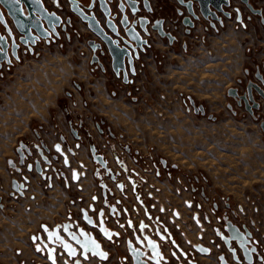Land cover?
<instances>
[{"label": "crops", "instance_id": "crops-1", "mask_svg": "<svg viewBox=\"0 0 264 264\" xmlns=\"http://www.w3.org/2000/svg\"><path fill=\"white\" fill-rule=\"evenodd\" d=\"M89 60L90 52L84 41L74 39L63 46L51 45L38 57L25 56L19 66L12 67L7 73L0 72V264H50L47 258H39L31 242V237L41 232V226L51 228L56 223L66 222L69 214L80 217V211L90 205L96 210L102 208V192L94 178L96 167L86 139L79 132L80 140H76L71 134L72 127L77 130L79 124L87 130L112 171H118V161L127 170L137 169L131 154L122 149L124 144L136 150L138 159L147 163L146 168L150 169L149 161L153 155L145 145L150 126L148 116H153L154 111L169 113V107L160 98H170L171 92L164 89H186L190 95L185 96L203 100L205 105L222 112L224 121L232 123L228 116L233 114L228 109L230 99L226 91L235 86L237 79L246 81L249 76L246 72L251 74L256 67L264 66V27L252 25L235 30L229 25L210 47L189 40L186 49L180 45L171 49L156 42L152 51L137 64L138 74L133 85L116 89L115 97L108 91L110 78L93 72ZM214 73L219 77L216 80ZM194 89H226V99L214 98L212 90L198 95ZM179 95L180 99L185 97L184 93ZM133 97L136 101L131 100ZM184 113L180 112L181 115ZM243 116L251 120L245 114ZM95 119L105 121L115 138L100 134ZM156 121L154 126L158 128L161 124L158 119ZM252 125L264 136L255 122L252 121ZM61 138L65 139V150L62 151H66L71 169L79 173L77 181L72 180V170L66 171L65 178L51 174L48 180L35 171L20 169L17 173L9 167L10 161H18L16 149L20 143L35 149H43V143L44 152L49 150L54 154ZM164 141L158 136L156 148H160ZM61 164L62 161L53 165L59 168ZM81 165L87 168L85 172ZM147 176L162 186L164 197L169 195L171 183L164 177L156 178L153 172ZM173 177L183 185L187 176L176 172ZM26 180L27 188L22 196L13 192L12 181ZM106 182L113 190L114 198H119L114 183ZM124 187L126 198L123 203L130 209L137 207L130 186L126 184ZM187 196L184 194V198ZM94 198L97 199L95 203ZM73 199L77 201L72 203ZM175 202L180 203L178 199ZM202 206L206 211L210 209L205 203ZM219 206L223 210V203ZM138 211V215L132 214L135 224L145 220L143 212ZM89 215L95 216V213ZM187 236L193 241L195 232H189ZM103 250L107 251L106 248ZM109 251L106 262L93 257L84 264H117L127 257V242L120 247H109ZM63 257L62 261H68ZM196 261L198 264H219L213 255H196Z\"/></svg>", "mask_w": 264, "mask_h": 264}, {"label": "flooded vegetation", "instance_id": "flooded-vegetation-1", "mask_svg": "<svg viewBox=\"0 0 264 264\" xmlns=\"http://www.w3.org/2000/svg\"><path fill=\"white\" fill-rule=\"evenodd\" d=\"M130 1L137 3L136 9L139 10L134 17L131 16L130 13H128L131 21H136L138 18L148 20V23L145 25L143 31H141L138 26L136 27V30H138V32L140 33L141 39L142 41H145V44L142 45L143 51H140L139 49L137 50L139 58L138 60H134V67L136 72L134 76L130 74L129 68L126 65L128 80L131 81L130 83H123V77L121 72L119 74V77L114 74L111 67V57L105 51L103 54L101 53V51L104 50L103 48L96 49V51L93 52L92 49L88 47L87 42L91 39L96 38L93 34L89 33L83 25L80 24L77 26L76 30L75 28H67L65 33L60 32V38L56 39L55 42H50L49 45L46 44V40H40L36 43V46L33 48V54L25 52L26 48L21 46L18 50V59H14L13 57H11L12 65L7 66L3 64L2 68L0 69V72L7 73L12 67L19 66L20 63L25 59V56L38 57L41 53L46 50L47 47H50L51 45L57 44L63 46L65 43L69 44L75 39L78 41H84V44L89 50L90 69L93 72H98L104 77L110 78L107 86L108 89H111V91H109L110 95L112 97H115L116 89L120 88L121 86L133 85L134 79L138 74L137 64L148 52L152 51L156 42H162L171 49H173L174 47H178L179 45L182 49H186L189 40H191L193 44L210 47L213 40L221 38L223 33L229 27V25H232L235 30L246 29L247 27H250L252 25L264 27V0H227L228 5H225L222 0H214L215 8L212 5H208L207 7L203 8V13L201 12V8L198 2L196 1L191 2L190 13H188L185 8L181 6L184 2H186V0ZM114 2H117L118 4V0H114ZM110 6L112 7V9L115 7L113 3L110 4ZM49 7L50 9H52L51 5H49ZM184 17H188V19L186 20V24L183 23ZM154 25H156V27H160L162 31L165 34H169L170 37H161L156 30H152V27ZM81 30H85V32L81 33ZM170 40H172V43H170ZM96 43H98V40H96ZM131 54L133 55L132 51ZM93 56L97 58V62L91 64ZM256 73H259L260 75L264 76V66L256 67L254 72L251 74L249 72H246V74L249 75L248 79L246 81L237 79L235 82V86L229 89H236L239 94H242L245 85L250 80L255 81L254 76ZM228 90L226 91V95L230 99V103L228 104L229 111H231L233 115L238 114L242 116L245 114L248 118H250L259 126L260 121L264 117V110L255 112L254 117L250 116L249 113L246 111L242 101L240 104H238L237 99L228 96ZM188 97L190 96H185L181 98L183 104L186 106L187 113H192L194 116H201L200 114H194V108H197L198 106L202 105L205 110V116L201 117L207 118L208 115H211L207 114L206 106L204 104L198 103L194 98L190 97L194 101L193 108L189 104ZM162 99L165 98L162 97ZM131 100L136 101V98L133 97L131 98ZM212 118L213 119H211L210 121L215 122L216 118L213 115ZM95 121L96 128L100 134H104L106 138H115V134L113 133L110 126L106 124L105 121H103L102 119H95ZM76 128L77 130H75L73 127L71 128L72 136L79 141L80 137L78 134L80 132L86 139V144L88 145L89 153L90 146H94L96 149V154L101 155L106 163L107 168L102 169L99 165L95 164L92 161L96 167L94 171V178L102 192L101 209L104 208L103 203L106 201V203H108V207H114L115 211L120 214L119 219H112L108 217L107 225L118 234L117 238L112 237L111 242H103V248H106L108 253H110L109 247H120L122 244L127 242L128 249V243H134L136 235H147L151 236V238L157 243L160 254L162 255L164 260L162 261V264H198L196 261V255L200 254L194 250V247L198 245L208 248L210 250L209 255L215 256L217 260L218 256L222 255L224 256L228 264H248L245 262L242 253L239 250H237L236 252V257L238 261H234L233 255L228 251V248L224 245V243L219 237L221 235L226 236V223L230 222L233 226H236L240 231L243 232L242 228L245 227L252 234V237L250 239H247L249 240L247 250L250 251L253 248L255 249V252L252 253V264H264V240L261 241L247 227L246 224L236 220L237 218L234 213L230 211V205L227 202H223L222 210L219 204L214 199L206 197L203 186L200 184L199 179L197 177H194L193 180L192 178L185 177L184 184L180 185L178 183L179 179H174L173 177L174 174L177 172V166L169 164L163 158H158L157 161H149L150 169H148V167L146 168L147 163H145L141 159H138L139 153L136 150H133L132 147L128 144L122 145V149L127 154H131V156L136 162L137 169L127 170L121 165L120 161H118V171H112L108 167L107 161L104 156L99 153L97 147L94 145L87 130L79 124L76 125ZM60 142L61 144L56 145V148L59 147V151L54 149V154H51L49 150H45L44 152L43 143H41L43 149L30 148L25 145L30 150L31 156H29L25 160L24 167L20 169L26 170V166L28 164H32V166H34V162L39 161L41 162L42 167L43 165L45 166L43 167L45 169L42 172V174L45 175V178L43 179L50 180L51 174L56 176H62V178H65L66 171L72 169L69 159L66 155V151L64 152L65 154L62 151V149L65 150V148L63 147L65 139L61 138ZM77 147L78 144L76 145V148ZM126 148H128L129 151H126ZM39 151H42L43 156L50 161L49 166H46L41 161V156L38 153ZM69 151L72 152L71 150ZM45 154L47 156H45ZM52 156H55L56 159L52 160ZM162 160H164L165 162L163 163ZM60 161H62L61 166L59 168L54 167L53 164H56L58 162L60 163ZM80 168L84 169V172L87 170V168L83 165H81ZM31 171H34V169H32ZM150 172H153L156 178L164 177V179L167 180L169 184L171 183V188H169L170 191L167 197L163 196L164 190L162 186L157 185L148 178L147 175ZM111 175L114 176V180L111 179ZM129 179H132V184L129 182ZM106 180H109L114 183L117 191L120 194L119 198H114V192L107 185ZM174 182L177 184L176 186L172 185ZM22 183H24L26 186L28 182L25 183V181H22ZM126 184L130 186L132 196L137 204V207H134L133 209H130L123 203V200L126 198L124 187ZM118 185H121L120 189L118 188ZM151 187L158 189L157 198H159L162 205L170 207L169 212L171 213L167 212L163 215L161 212H158L156 210L157 207L152 204L153 198L147 195L145 190L146 188L150 189ZM103 194L106 195V200H104ZM184 194H188V196L184 198ZM175 199H178L180 203H176ZM73 200L74 201L72 203L77 201L76 199ZM111 200H114L113 203H111ZM117 201L119 202L117 203ZM203 203L207 204L210 207L208 211H206L202 206ZM139 209L143 212L145 220H141L139 223L135 224L132 221V214L138 215ZM104 210L107 216H109L108 208ZM97 211L98 210H96L95 208V216ZM70 215L72 214H69L68 216ZM95 216L92 217L95 218ZM128 221H130L131 226H128ZM141 224L144 225V227L146 228L139 230V226ZM155 227L159 228L163 240L158 239L156 235H152L154 233ZM193 231L195 232V238L193 241H190L188 239L187 234ZM208 235L210 236L209 238H207ZM253 241H256L257 243L254 244ZM105 243L109 247H107ZM35 246L36 245H34V247ZM216 246L218 247L216 248ZM135 247L137 248V246ZM231 248H234V246L232 245ZM62 256H64L63 253ZM56 261L57 259L55 258V263ZM128 263L132 264V259L129 254H127V257H123L117 264ZM59 264H71V262L64 260L61 261V263ZM82 264L84 263L82 262Z\"/></svg>", "mask_w": 264, "mask_h": 264}, {"label": "water", "instance_id": "water-1", "mask_svg": "<svg viewBox=\"0 0 264 264\" xmlns=\"http://www.w3.org/2000/svg\"><path fill=\"white\" fill-rule=\"evenodd\" d=\"M193 1L198 2L202 13L204 12L203 8L208 5L214 7L215 2L214 0H186L181 6L190 13V5ZM222 2L228 5L227 0H222ZM112 3L115 5L113 9L110 6ZM49 5L52 6V9ZM136 5L137 3L130 0H118V4L114 0H19L18 3H14L12 0H0V69L3 64L12 65L11 57L18 59V50L21 46L26 48L25 52L33 54V48L40 40H46V44L49 45L50 42H55L56 39L60 38V32L65 33L67 28H75L76 30L80 24L96 38L87 42L88 47L93 52L96 49L103 48L104 50L101 53L103 54L105 51L111 57V67L114 74L119 77L121 72L123 83H130L126 65L130 74L134 76L136 74L134 60L139 58L137 50L143 51L142 45L145 44L136 27L138 26L143 31L148 23V20L140 18L131 21L128 13L134 17L139 11L136 9ZM187 19L188 17H184V24H186ZM152 30H156L161 37H170L169 34H165L156 25L152 27ZM96 40H98V43H96ZM170 43H172V40H170ZM94 62H97L95 56L92 57L91 64ZM254 80H250L245 85L242 94H239L236 89H229L227 92L229 97L238 100V104L242 101L246 111L252 117L255 116V112L264 110V76L256 73ZM188 101L194 108L192 98L188 97ZM194 114L205 116L204 107L200 105L194 108ZM207 118L209 120L213 119L212 115H208ZM259 128L264 133V117L259 123ZM126 151H129V149L126 148ZM38 153L41 156V161L49 166L50 161L43 156L42 151ZM16 154L18 162L10 161L8 165L19 173L20 168L25 165V160L31 156V152L23 143H20L16 149ZM90 154L95 164L102 169L107 168L103 157L96 154L94 146H90ZM51 159L55 160L56 157L52 156ZM162 162L165 161L162 160ZM32 169L37 174H41L42 178H45V175L42 174L45 168L42 167L41 162L35 161L34 166L32 164L26 166L27 171ZM71 174L72 180L77 181V171L73 170ZM111 179L114 180L113 175H111ZM129 182L132 184V179H129ZM11 188L13 192L22 196L27 187L22 182L12 181ZM118 188L120 189L121 185H118ZM103 195L104 200H106V195ZM93 201L95 202L96 199L94 198ZM103 206V209L96 212L95 218L89 215V213L95 212L94 206L90 205L88 209L80 211V217L70 215L67 217L66 222L56 223L52 228L42 225V232L31 237L33 243L36 241L38 243L35 250L44 252L47 261L51 264L55 263V254L58 250L64 254L71 264H82V262H88L93 257L106 262L109 253L103 250V242H111L112 237L117 238L118 236L107 225L108 217L119 219L120 214L115 211L114 207H108L106 201ZM107 208L109 216L104 210ZM127 224L131 226L130 221ZM226 227V236L221 235L219 237L233 255L234 261H238L236 252L239 250L245 262L252 264V253L255 252V249L247 250L249 245L247 239H250L252 234L245 227L242 228L243 232L240 231L230 222L226 223ZM144 228L146 227L142 224L139 226V230ZM152 235H156L158 239L163 240L158 227L154 228ZM253 243L256 244L257 242L253 241ZM95 245H99V251L106 254V259H101L98 254H93L96 251ZM232 245L234 248H231ZM194 250L203 256L210 254L208 248L200 245L194 247ZM128 254L132 259V264H162V261H164L157 243L151 236L147 235H136L134 243H128ZM218 261L220 264H228L222 255L218 256Z\"/></svg>", "mask_w": 264, "mask_h": 264}, {"label": "rangeland", "instance_id": "rangeland-1", "mask_svg": "<svg viewBox=\"0 0 264 264\" xmlns=\"http://www.w3.org/2000/svg\"><path fill=\"white\" fill-rule=\"evenodd\" d=\"M216 78L219 77L214 73ZM210 90L214 98L226 99V89H194L198 95ZM164 91L171 92L170 98L162 99V95L159 96L164 105L169 107V113L154 111L153 116H148L150 126L145 145L153 155L152 161L163 158L177 166L179 174L192 180L197 177L206 197L219 204L227 202L236 220L246 224L263 241L264 136L243 115L232 116L229 113L232 123L226 122L222 112L205 105L203 100L196 101L206 106L207 114L213 115L215 122L186 113V106L179 94L190 95L189 92L186 89ZM174 105L180 110L176 108L172 113ZM182 111L184 115L180 114ZM157 119L161 124L158 128L154 126ZM158 136L165 139L160 148H156Z\"/></svg>", "mask_w": 264, "mask_h": 264}, {"label": "built area", "instance_id": "built-area-1", "mask_svg": "<svg viewBox=\"0 0 264 264\" xmlns=\"http://www.w3.org/2000/svg\"><path fill=\"white\" fill-rule=\"evenodd\" d=\"M82 170L84 171V169H82ZM25 183H27V180L25 181ZM145 190H146L147 195H149L150 197L153 198V200H152V204L155 205V206L157 207L156 210H157L158 212H161V213L164 215L165 213H167V212L170 211V207L165 206V205H162V203H161V201L159 200V198H157V197H158V196H157V192H158V189H157V188H153V187H151L150 189L146 188ZM169 213H171V212H169ZM33 244H34V245H37L38 243L35 242V243H33ZM217 247H218V246H216V248H217ZM36 252H37V251H36ZM37 254H38L39 258H41V259H45V258H46V254H45L44 252L39 251V252H37ZM55 255H56V259H57V261H56L55 264H59V263H61L62 258H63V256H62V252L57 251Z\"/></svg>", "mask_w": 264, "mask_h": 264}, {"label": "snow or ice", "instance_id": "snow-or-ice-1", "mask_svg": "<svg viewBox=\"0 0 264 264\" xmlns=\"http://www.w3.org/2000/svg\"><path fill=\"white\" fill-rule=\"evenodd\" d=\"M12 2H14V3H18L19 0H12ZM57 151H59V147H57ZM74 178H75V174H74ZM106 235H107V234H106ZM109 238H110V237H109ZM95 249H96V251H94L93 254H98V255L100 256L101 259H106V254L103 253V252H100V251H99V245H95ZM50 258H51V257H50Z\"/></svg>", "mask_w": 264, "mask_h": 264}, {"label": "bare ground", "instance_id": "bare-ground-1", "mask_svg": "<svg viewBox=\"0 0 264 264\" xmlns=\"http://www.w3.org/2000/svg\"><path fill=\"white\" fill-rule=\"evenodd\" d=\"M39 101V100H38Z\"/></svg>", "mask_w": 264, "mask_h": 264}, {"label": "trees", "instance_id": "trees-1", "mask_svg": "<svg viewBox=\"0 0 264 264\" xmlns=\"http://www.w3.org/2000/svg\"><path fill=\"white\" fill-rule=\"evenodd\" d=\"M111 91V90H110Z\"/></svg>", "mask_w": 264, "mask_h": 264}]
</instances>
